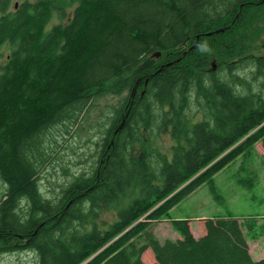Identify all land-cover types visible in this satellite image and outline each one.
I'll return each instance as SVG.
<instances>
[{
	"label": "trees",
	"instance_id": "obj_1",
	"mask_svg": "<svg viewBox=\"0 0 264 264\" xmlns=\"http://www.w3.org/2000/svg\"><path fill=\"white\" fill-rule=\"evenodd\" d=\"M12 1L0 0V253L146 264L151 248L155 264H264L242 218L211 217L198 238L190 218L171 214L205 183L216 193L217 173L264 147V54L250 53L264 0ZM109 96L123 98L105 114L90 170L63 165L67 183L45 195L59 146L49 132L71 136ZM166 218L181 238L155 236Z\"/></svg>",
	"mask_w": 264,
	"mask_h": 264
},
{
	"label": "rangeland",
	"instance_id": "obj_2",
	"mask_svg": "<svg viewBox=\"0 0 264 264\" xmlns=\"http://www.w3.org/2000/svg\"><path fill=\"white\" fill-rule=\"evenodd\" d=\"M21 1L24 0H13L12 8ZM59 21L60 19L55 17L52 24ZM250 53L264 54V34L256 40ZM242 75L245 77L247 74ZM246 78L250 79L251 76L247 75ZM252 84L253 89L258 90L260 83L253 80ZM122 98L109 96L99 100L93 106L90 115L78 127H75L71 136H65L58 128L49 132L55 137L59 146L55 147L50 144L55 148V157L51 159L52 163L44 172L41 187L45 195L57 196L63 184L67 183L69 176L65 174L63 165H66L70 174L90 170L94 160L92 156L97 148L96 143L101 139V133L107 127L105 114L108 109L111 110L110 107L118 106ZM159 142L164 145L165 151L170 150L172 143L168 134H162ZM215 185L216 193L212 192L208 183H205L184 198L171 210L173 218H190L193 234L199 238L205 234L207 219L228 214L240 217L243 220L244 232L252 256L256 260L264 258V147L262 143L254 147L251 155L240 157L236 162L217 173ZM6 188V184L0 178V195L5 192ZM112 216L111 213L104 215L107 219H112ZM251 226L252 229H250ZM152 230L161 242L181 238V234L167 218L154 223ZM142 259L146 264L156 262L151 248L143 254ZM21 260L28 264H36L34 253H0V264H17Z\"/></svg>",
	"mask_w": 264,
	"mask_h": 264
},
{
	"label": "clouds",
	"instance_id": "obj_3",
	"mask_svg": "<svg viewBox=\"0 0 264 264\" xmlns=\"http://www.w3.org/2000/svg\"><path fill=\"white\" fill-rule=\"evenodd\" d=\"M201 51H207V42H204L203 44L199 45Z\"/></svg>",
	"mask_w": 264,
	"mask_h": 264
},
{
	"label": "water",
	"instance_id": "obj_4",
	"mask_svg": "<svg viewBox=\"0 0 264 264\" xmlns=\"http://www.w3.org/2000/svg\"><path fill=\"white\" fill-rule=\"evenodd\" d=\"M216 32H220V30H218V31H216ZM211 34H212V33H211ZM160 55H161L160 52L155 53V56H156V57H159Z\"/></svg>",
	"mask_w": 264,
	"mask_h": 264
}]
</instances>
